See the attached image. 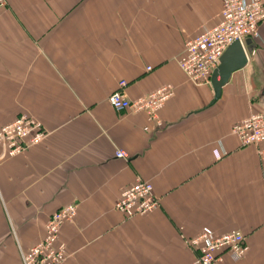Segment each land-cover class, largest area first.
<instances>
[{
	"label": "crops",
	"instance_id": "crops-1",
	"mask_svg": "<svg viewBox=\"0 0 264 264\" xmlns=\"http://www.w3.org/2000/svg\"><path fill=\"white\" fill-rule=\"evenodd\" d=\"M223 3L8 0L0 127L27 114L48 136L0 160V264H23L21 250L71 203L77 216L60 233L66 264H190L197 252L188 240L205 228L246 236L247 254L225 253L220 264H264V143L244 147L232 134L264 113V22L255 53L216 102L212 83L190 82L177 60L188 39L219 22ZM123 80L131 100L175 86L162 126L114 109L110 96ZM119 149L129 158H117ZM138 177L161 205L128 219L115 206Z\"/></svg>",
	"mask_w": 264,
	"mask_h": 264
},
{
	"label": "built area",
	"instance_id": "built-area-1",
	"mask_svg": "<svg viewBox=\"0 0 264 264\" xmlns=\"http://www.w3.org/2000/svg\"><path fill=\"white\" fill-rule=\"evenodd\" d=\"M7 5L8 0H0V10ZM263 22V0H224L219 22L198 36L188 39L177 58L187 79L197 85L210 84L226 49L235 41H240L246 49L247 39L255 41L261 37ZM250 53L254 54L255 50ZM250 53L247 52L248 60ZM148 70L152 68L149 67ZM127 86V81H120L118 89L111 94L110 103L114 109L146 113L150 123L162 126L159 113L174 97L175 86L166 84L135 100L126 95ZM148 129L146 127V130ZM232 134L244 147L261 145L264 143V113L253 114L237 122L232 128ZM47 136L48 132L35 117L20 115L14 122L0 127V160L25 153ZM259 153L264 156V147ZM116 157L128 159L129 155L119 149L116 151ZM220 157L218 154L217 158ZM160 205L161 199L156 195L154 185L138 177L133 185L122 192L115 207L130 219L147 215ZM77 213L76 203L54 212L46 225L43 239L28 252L21 250L23 264H66L69 254L66 243L60 239V233L64 224L73 221ZM188 243L197 252L190 264H220L225 253L240 259L249 250L246 236L236 230L220 235L210 228H205L197 237L188 240Z\"/></svg>",
	"mask_w": 264,
	"mask_h": 264
},
{
	"label": "water",
	"instance_id": "water-1",
	"mask_svg": "<svg viewBox=\"0 0 264 264\" xmlns=\"http://www.w3.org/2000/svg\"><path fill=\"white\" fill-rule=\"evenodd\" d=\"M246 44L248 52L255 47L252 39H247ZM246 49L240 41H235L224 52L220 65L215 69L211 79L215 92L213 102L220 99L223 87L230 82L233 74L247 66L249 60Z\"/></svg>",
	"mask_w": 264,
	"mask_h": 264
}]
</instances>
